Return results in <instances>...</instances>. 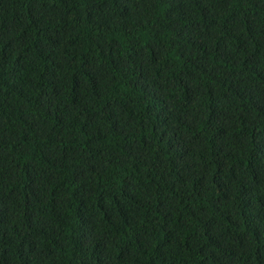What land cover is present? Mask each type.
<instances>
[{
	"label": "trees",
	"instance_id": "obj_1",
	"mask_svg": "<svg viewBox=\"0 0 264 264\" xmlns=\"http://www.w3.org/2000/svg\"><path fill=\"white\" fill-rule=\"evenodd\" d=\"M0 264H264V0H0Z\"/></svg>",
	"mask_w": 264,
	"mask_h": 264
}]
</instances>
